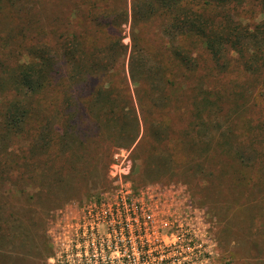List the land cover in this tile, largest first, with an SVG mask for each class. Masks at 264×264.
Instances as JSON below:
<instances>
[{
    "label": "rangeland",
    "instance_id": "374dc122",
    "mask_svg": "<svg viewBox=\"0 0 264 264\" xmlns=\"http://www.w3.org/2000/svg\"><path fill=\"white\" fill-rule=\"evenodd\" d=\"M82 2L89 6V3H96L88 0ZM105 2L108 8L114 5L124 6L127 2L125 6L129 13V0ZM105 2L96 5L103 8ZM260 2L261 0H247L243 5L236 6L227 13L235 23L251 28L262 18ZM191 5L194 6L191 10L192 16L202 12L200 4ZM75 6L80 4L75 3ZM222 14L220 12L216 18L213 15L210 17H213L211 19L216 23L221 20ZM122 19L112 20L118 25L120 23L119 28H115L116 31L108 30L105 37V40L107 38L116 42L115 49L110 53L114 58L107 62L105 76L99 79L88 77L83 80L91 88L105 83H108V86L110 83L117 91H121L119 94L121 96L118 97L123 101L118 103L116 100L118 109L113 115L109 107L106 108L107 111L97 108L86 111L90 99L87 101L84 92H75L69 96L71 110H75L77 105L81 107L79 110L81 115L75 121L76 125L77 122L80 124L77 125L80 135L82 132L86 133L85 129L89 130L85 137L80 136L82 141L76 137V131L63 141L62 137L56 138L50 142L41 160L36 159L35 162L39 163L32 164L30 176L35 171V165L38 173L35 178L39 181L36 184L29 182L30 186L25 187V194L32 197V204L41 198L49 205L43 206V210L32 209V212L26 214L28 221L20 220L22 214L18 213L19 223L14 234L19 237L17 241L22 245H31L30 250L34 254L27 260L22 259L21 264H60L56 258L61 237L60 211L64 209L75 211L82 204L112 192L116 186L112 175L121 173L126 165L129 172L125 181L135 190L153 185L165 189L174 187L183 192L188 206L190 204L191 208L198 212L194 216L196 226L199 229L205 227L209 235L212 245L211 264H264V160H255L251 169L245 170L242 168L243 164L219 152L218 149L214 152L215 160L204 161L201 160L198 149L193 148V152L191 151L192 147H198L199 150L209 148L210 140L214 137L218 139L215 131L218 129L225 131L226 126L229 128L231 124L234 125L233 133L238 137L242 151L249 154L263 151V145L254 141L247 127H242L238 121L231 123V119L229 120L221 110V106L218 109L219 94L216 93V87L217 90L228 91L232 84L234 85V81H242L240 73L220 76L222 74L212 72L216 69L207 65V54L202 46L191 44L196 59L195 70L189 73L177 65H156L159 76L153 86L147 83V87L152 90L145 94L143 98L145 110L141 112L134 95L138 87L132 83L129 76L133 49L131 20L127 19L121 24ZM79 20L76 19V30L81 25ZM157 39L161 40L158 44L152 37L151 26L141 32V42L145 49L152 53H164V38L158 35ZM102 48L101 45H95L91 51L100 53ZM15 66L7 65L9 68ZM70 68V65H63L62 76L67 80L70 79ZM161 69L167 73L164 82L161 81L163 77ZM87 74L92 75L88 72ZM124 76L128 85L124 81ZM140 90L142 92V88ZM213 90L215 92L212 94ZM1 97L0 95V100ZM59 97L61 96H58L57 90L53 88L49 97L53 102H48L50 109L46 112L45 118L46 126L53 135L55 132L52 129L58 130L57 132L61 134L65 130L63 126H59L63 119L60 121L56 115V109L63 102ZM133 106L138 117L139 127L136 130L129 112ZM112 118L119 121L118 126L113 124ZM108 121L111 125L106 124ZM241 122L244 123L243 120ZM203 136L204 140L200 143L198 139ZM79 142H83V147L79 146ZM20 145L23 144L18 143L15 148ZM233 145L232 153L240 149L239 145ZM7 146L10 148L7 154L4 153L5 156H1L2 161H6V156L11 155L15 156V161L22 162V153L14 152V149L12 151L11 144L3 146L2 149ZM48 171L61 175L63 179L61 189L58 190L52 187L54 184H49L51 180L46 177ZM211 171L217 176L222 175V178L217 180L215 176L209 175ZM15 176L16 174L12 176L13 181L20 182ZM242 176L246 177L242 183L249 185H245V188L238 184L241 183ZM42 182L52 186L42 189ZM8 187L5 191H10ZM245 189L248 192H245ZM11 191H16L15 196L20 197L19 189Z\"/></svg>",
    "mask_w": 264,
    "mask_h": 264
},
{
    "label": "trees",
    "instance_id": "16d2710c",
    "mask_svg": "<svg viewBox=\"0 0 264 264\" xmlns=\"http://www.w3.org/2000/svg\"><path fill=\"white\" fill-rule=\"evenodd\" d=\"M246 1L129 0L127 13V2L124 6L114 5L109 8L105 2L103 8H100L96 3H89V6L82 0H0V264H21L22 259L34 256L30 250L31 245H22L17 241L19 237L14 234L19 223V212L22 214L20 220L28 221L26 214L32 212V209L43 210V206L49 205L41 198L32 204V197L25 194V187L30 186L29 182L36 184L39 181L35 178L38 175L35 165V171L30 176L32 164L39 163L35 162L36 159L41 160L50 142L56 138L62 137L63 141L76 131V137L82 141L80 136L85 137L89 130L85 129L86 133L82 132L80 135V124L77 122V126L75 121L81 115V107L77 105L75 110H71L69 96L75 92H84L87 101L90 99L86 111L96 108L107 111L106 108L109 107L113 115L118 109L116 100L118 103L123 101L118 97L121 96V91H117L110 83L108 86L105 83L91 88L83 80L88 77H104L108 69L107 62L114 58L110 53L115 49L116 42L107 38L105 40L108 30L116 31L115 28H119L120 23L118 25L112 20L123 18L121 24L127 19L131 20L133 49L129 76L138 87L134 95L141 112L145 110L143 98L152 90L147 87V83L153 86L159 76L156 65H177L189 73L193 72L196 59L191 44L201 45L207 54V65L216 69L212 72L222 74L220 76L240 73L242 81H234L228 91L217 90L216 87V93L219 94L218 109L221 106L231 123L238 121L242 127H247L254 141L263 145V151L252 154L242 151L238 137L234 136L232 124L229 128L226 126L225 131H215L218 139H211L209 148L199 150L198 147H192L191 151L193 152V148L198 149L201 160L204 161L215 160L214 152L218 149L243 164L242 168L245 170H250L255 160H264V0L260 2L262 18L254 27L235 23L228 14ZM75 3L80 6H75ZM191 4H200L202 12L192 16L194 6ZM214 12L217 13L213 14ZM220 12L223 13L222 18L215 23L210 16L216 18ZM76 19H80L81 24L78 30L75 27ZM148 26L152 27L155 41L158 40V35L163 36L164 53H152L142 46L141 32ZM95 45L103 47L100 53L91 51ZM65 64L71 67L69 80L75 81L74 83L62 76ZM7 65L16 66L9 68ZM122 67L124 73V66ZM160 71L163 73L161 81L164 82L167 73L164 69ZM124 81L127 83L125 76ZM53 88L61 96L59 99L63 100L62 105L56 109V115L60 121L63 119L59 126L65 128L62 134L52 129L54 135L48 130L45 119L46 112L50 109L48 102H53L49 98ZM129 112L136 130L139 127L137 110L133 106ZM111 121L118 126L116 118ZM106 124L111 125V122ZM203 140L204 136L198 139L200 143ZM18 143L23 145L15 148ZM9 144L12 151L14 149V152L22 153V162L15 161V156L11 155L6 156V161H2L1 156H5L4 153L7 154L10 148L2 147ZM78 144L83 147V142ZM233 144L240 147L234 153ZM50 171L53 172L51 168ZM50 171L46 177L51 180L49 184L54 185L42 182L41 188L52 186L61 189V175L51 174ZM15 174L20 182L13 181L12 176ZM209 175L215 176L217 180L222 178V175L217 176L213 171ZM245 178L242 176L241 183H238L243 188L247 185L242 183ZM23 180L26 182H21ZM7 186L10 191H5ZM13 189H19V198L15 196L16 191H11ZM245 192L248 190L245 189Z\"/></svg>",
    "mask_w": 264,
    "mask_h": 264
},
{
    "label": "built area",
    "instance_id": "2783aa9c",
    "mask_svg": "<svg viewBox=\"0 0 264 264\" xmlns=\"http://www.w3.org/2000/svg\"><path fill=\"white\" fill-rule=\"evenodd\" d=\"M125 161V159H124ZM114 172V171H113ZM128 166L113 174L115 189L61 210L56 256L60 264H211L206 229L198 212L176 188L147 185L135 190L125 181Z\"/></svg>",
    "mask_w": 264,
    "mask_h": 264
}]
</instances>
